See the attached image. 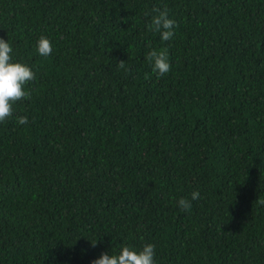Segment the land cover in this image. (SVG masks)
<instances>
[{
	"label": "trees",
	"instance_id": "1",
	"mask_svg": "<svg viewBox=\"0 0 264 264\" xmlns=\"http://www.w3.org/2000/svg\"><path fill=\"white\" fill-rule=\"evenodd\" d=\"M0 38L36 77L0 123V264H264V0H0Z\"/></svg>",
	"mask_w": 264,
	"mask_h": 264
},
{
	"label": "clouds",
	"instance_id": "2",
	"mask_svg": "<svg viewBox=\"0 0 264 264\" xmlns=\"http://www.w3.org/2000/svg\"><path fill=\"white\" fill-rule=\"evenodd\" d=\"M156 15L152 16L148 25L149 30L158 32L163 41L171 40L176 27V22L168 17V10L154 8ZM149 13H145V16ZM37 51L41 56H49L52 52L51 40L41 35L37 40ZM12 45L0 38V123L5 122L13 116V105L24 99L30 98L31 93L26 90V85L35 80V73L26 64L16 62L12 58ZM148 61L152 64L153 71L158 76H163L171 69L166 51L152 50L147 54ZM124 68L125 62L120 61L117 65ZM21 125L28 123L27 116L17 117ZM199 198V192L192 193V200ZM178 206L183 211H189L192 207L191 201L185 198L178 200ZM264 203V201H260ZM95 246L96 243H92ZM91 264H155V245L146 243L139 250L130 245H122L118 253L101 255L94 259Z\"/></svg>",
	"mask_w": 264,
	"mask_h": 264
}]
</instances>
